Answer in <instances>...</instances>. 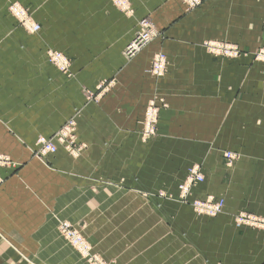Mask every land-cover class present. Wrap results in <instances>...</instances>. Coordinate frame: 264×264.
I'll return each instance as SVG.
<instances>
[{
  "label": "crops",
  "instance_id": "obj_1",
  "mask_svg": "<svg viewBox=\"0 0 264 264\" xmlns=\"http://www.w3.org/2000/svg\"><path fill=\"white\" fill-rule=\"evenodd\" d=\"M10 1L29 9L38 32L18 25ZM131 3L128 18L109 0H0V152L20 163L0 168V264H86L59 236L55 217L89 220L107 264H264V229L233 221L240 211L264 217V65L212 58L200 46L263 45L264 0H202L188 12L179 0ZM147 16L165 39L124 59ZM47 49L71 58V77L46 60ZM157 49L170 66L155 82L148 68ZM103 80L113 82L109 91L87 101L84 91ZM155 91L168 107L146 144L138 121ZM75 109L87 149L38 161L27 147ZM224 150L239 155L232 167ZM194 163L204 179L191 198L223 197L217 217L141 196L174 189Z\"/></svg>",
  "mask_w": 264,
  "mask_h": 264
},
{
  "label": "rangeland",
  "instance_id": "obj_2",
  "mask_svg": "<svg viewBox=\"0 0 264 264\" xmlns=\"http://www.w3.org/2000/svg\"><path fill=\"white\" fill-rule=\"evenodd\" d=\"M109 1L112 4V6L125 17L130 18L133 16L134 10L132 7L131 0H123V1L109 0ZM179 1L183 5L186 12L195 10L202 3V0H179ZM137 26L138 28L135 31V33L131 36V40L125 45L124 49L122 50V55L124 59L126 60L131 61L144 48L151 46L157 40L163 41L165 39V36L162 33V31L154 25L152 19L149 16L141 18L138 21ZM133 40H138L136 42L137 48L134 49L131 53L126 54V47ZM200 46L202 47L203 51L207 55L211 56L212 58L232 61V60L239 59L241 57H249L253 62L264 65V44L249 51V50H245L241 48L240 45L232 41L219 40V39H206V40L201 41ZM48 50L57 51L54 49H47L46 52ZM46 52H45V58L48 61L46 57ZM63 55L67 59V71L66 72L61 71V70L60 71L63 74H65L67 77H71L73 74L71 70L72 60L69 56L65 54ZM169 66H170L169 58L162 49H157L152 52L150 59H149L148 72L150 73L151 77L154 79L155 82L162 79L168 73ZM112 84L113 82L111 80H103L97 83L93 91L86 89L84 91V94H85L87 101L100 100L101 97H103V95H105L109 91V89L112 87ZM151 105L153 106V108L156 109L155 113L153 110L149 109ZM167 107H168V103L166 101L165 96L158 94L156 91L147 98L143 116L138 121L140 125V129H139L140 140L143 143L147 144L150 141L157 138L158 122L160 119V115H161V112ZM79 114L80 112L77 111V109H75V111L66 119V121L52 135L50 136L38 135L36 139L34 140V143L27 147L29 149V152L33 155V157H35L38 161L44 164H47L48 157L54 156L55 154L58 153L59 150H63L65 153H67L71 157H74V158L79 157L81 153L84 152L85 149H87V145L85 143L79 142L77 135H76L77 118ZM64 127H67L68 131L66 132V134L62 135V130L64 129ZM41 137L51 139L53 141V143L56 146L55 152L50 153L48 151H45L43 147H41V145L38 143V139ZM221 155L224 158V164L227 167H232L234 162L238 159V156H239L238 153L234 151H230V150L222 151ZM19 166H20V163H18L17 161H14L9 154L0 152V168L16 169ZM196 168H197L198 173L200 172L199 174L202 176V180H201L202 182L204 179V176H203V173L201 172V166L198 163H194L186 167L184 171V175L179 181L175 183L174 189L170 190V189L160 188L154 192L146 193V194L142 193V195L141 194L140 195L144 199L145 198L147 199L155 198V199H158L159 201H166L172 204L190 206L194 214L198 217L215 218L219 214L222 213L223 209L220 213H218L215 216H208L205 214L197 213L192 207V203L194 201L205 200L209 196L213 197L214 199L220 198V199H223L224 201L223 197H217V196L210 195V194L204 197L191 198L192 189L196 187L199 183H201L199 181L196 183L188 184V181L192 178V175H193L192 172ZM223 208H224V204H223ZM242 214H250V215L258 216L254 213L240 211L233 215V221H235V223L239 225H244V226H248L252 228L264 229L262 227L251 226V225L240 223L239 221H242V220L239 216ZM258 217H261V216H258ZM261 218H264V217H261ZM55 219H56L55 221L56 230L58 231L59 236L66 242V244L71 249H73L81 257V259L86 264H90V263L87 261V255L85 254V252L96 255L98 259L102 261V263L107 264V261H105L94 250L96 248L95 245L100 246L101 242H96V241L92 242L89 238L92 233L90 227L87 225L89 223V220L80 221L79 223L77 222L75 223L73 221H70L67 219H61L58 217H55ZM99 222L101 223L102 221H99ZM63 224L67 225L65 228V231H63V227H62ZM102 234H105V233H102ZM72 235H75L83 243L85 248L82 249V252H80L81 249L79 248L78 245L73 244ZM76 246H78V248Z\"/></svg>",
  "mask_w": 264,
  "mask_h": 264
},
{
  "label": "bare ground",
  "instance_id": "obj_3",
  "mask_svg": "<svg viewBox=\"0 0 264 264\" xmlns=\"http://www.w3.org/2000/svg\"><path fill=\"white\" fill-rule=\"evenodd\" d=\"M118 1H123V0H118ZM7 10L15 18L18 25L21 26L22 28H24L26 31H28L30 33H34V32H38L40 30V25L36 21H34V19L32 18V15L28 11V9L25 6H23L22 4H20L16 1H10L7 5ZM137 41L138 40H133L132 42H130V44L126 47V54L131 53L134 49L137 48V43H136ZM46 57H47L48 61L53 63L59 70L64 71V72L67 71V59L65 58V56L62 53H60L58 51L48 50L46 52ZM149 109L153 110L155 113L156 109L153 108L152 105L149 107ZM67 131H68L67 127H64V129L62 130V135L66 134ZM38 143L41 145V147H43V149L45 151H48L50 153H53L56 150V146L51 139L41 137L38 139ZM46 145H52V149L51 150L47 149ZM201 172H202V170H201ZM192 173H193L192 178L188 181V184L196 183L199 181L201 182L202 176L199 174L200 172L198 173L197 168L194 169ZM209 202L215 203V204L211 207H208ZM219 202H222V205L217 208V205ZM223 204H224L223 199H220V198L214 199L213 197L209 196L205 200L194 201L192 203V207L197 213L205 214L208 216H215L222 211ZM239 217L242 220L239 222L243 223V224H247L246 221H256L258 223L264 222V218H261V217L255 216V215L242 214ZM66 226H67L66 224L62 225L63 231H65ZM255 226H257V225H255ZM258 227L264 228V226H258ZM72 241H73L74 245L79 246V248L81 249L80 252H82V249H84L85 247H84L83 243L81 242V240L78 239L75 235H72ZM78 246H76V247L78 248ZM85 254L87 255V261L90 264H104V263H102V261H100L98 259V257L96 255L89 254L88 252H85Z\"/></svg>",
  "mask_w": 264,
  "mask_h": 264
},
{
  "label": "built area",
  "instance_id": "obj_4",
  "mask_svg": "<svg viewBox=\"0 0 264 264\" xmlns=\"http://www.w3.org/2000/svg\"><path fill=\"white\" fill-rule=\"evenodd\" d=\"M46 148L51 150L52 149V145H46ZM214 204L215 203L209 202V206L208 207H211ZM221 205H222V202H219L218 205H217V208L220 207ZM246 222H247V225H251V226H255V225H257V226H264V222H261V223H258L256 221H246Z\"/></svg>",
  "mask_w": 264,
  "mask_h": 264
}]
</instances>
